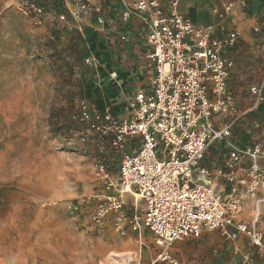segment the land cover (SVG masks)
Instances as JSON below:
<instances>
[{
  "label": "built area",
  "instance_id": "1",
  "mask_svg": "<svg viewBox=\"0 0 264 264\" xmlns=\"http://www.w3.org/2000/svg\"><path fill=\"white\" fill-rule=\"evenodd\" d=\"M116 1L123 7V23L134 17L141 25L151 77L128 101V117L116 116L110 109L81 107L82 121L108 143L118 162L116 177L106 163L95 167L102 192L93 196L91 225L102 227L111 221L120 236L149 232L160 247L155 263L183 264L171 253L174 244L199 239L206 232L219 233L235 252L243 237L264 253V233L256 226L264 204V149L255 143L238 147L232 141L244 117L231 92L239 41L234 27L237 10L247 8L250 1L214 8L215 20L207 25L194 24L180 12L181 0ZM64 2L77 7L73 21L101 12L92 8L91 0ZM22 3L34 26L45 25L39 1ZM58 20L68 19L62 14ZM254 31L259 33V27ZM97 62L96 56L87 59ZM250 95L254 106L264 105V83L252 86ZM221 143L222 166L211 170L208 152ZM217 180L225 183L227 197L217 190ZM125 195L134 197L129 212ZM246 198L254 201L257 211L252 224L237 219L236 205ZM69 210L76 216L82 213L76 205Z\"/></svg>",
  "mask_w": 264,
  "mask_h": 264
},
{
  "label": "rangeland",
  "instance_id": "2",
  "mask_svg": "<svg viewBox=\"0 0 264 264\" xmlns=\"http://www.w3.org/2000/svg\"><path fill=\"white\" fill-rule=\"evenodd\" d=\"M25 1L0 0V264H162L155 263L160 247L149 232L120 236L111 221L91 225L93 196L102 192L95 167L106 163L116 177L118 165L108 143L81 118L82 105L98 110L100 63L97 57L87 63L96 55L81 32L83 20L37 27L23 13ZM232 1L239 0L226 4ZM238 10L263 19L264 0ZM248 134L247 145L264 149L261 128L254 124ZM221 166L220 159L213 170ZM215 183L227 197L225 183ZM124 200L129 212L134 197ZM75 205L79 216L69 210ZM236 206L238 221L252 224L254 201ZM256 226L264 233V204ZM231 246L206 232L178 241L171 253L183 264H264V253L246 238L238 240L237 252Z\"/></svg>",
  "mask_w": 264,
  "mask_h": 264
},
{
  "label": "crops",
  "instance_id": "3",
  "mask_svg": "<svg viewBox=\"0 0 264 264\" xmlns=\"http://www.w3.org/2000/svg\"><path fill=\"white\" fill-rule=\"evenodd\" d=\"M37 1L45 9L47 25L53 21L75 25L71 17L77 11L75 5L67 4L64 0ZM227 1L181 0L179 10L188 15L194 24L207 25L215 20L213 9L223 7ZM90 3L93 9L101 10L100 13L92 11L90 15L82 17L81 27L87 44H94L90 50L100 63L96 71L99 98L94 106L99 111L110 109L114 115L125 118L129 116L128 101L146 86L151 77L141 25L134 17L127 24L123 23V7L116 0H91ZM62 14L66 15L67 22L58 20ZM99 18L103 19L102 23ZM236 18L234 29L239 34V41L233 56L235 68L231 92L244 117L234 129L232 141L238 147H244L248 144V133L254 124L261 128L264 142V105L251 107L253 101L250 95L252 86L264 83V18H256L255 15L248 18L241 10L236 12ZM255 27H259V33L253 31ZM122 36L127 39L122 41ZM112 73L117 74L115 79L111 77ZM240 127L243 129L239 132ZM214 146L207 155V165L212 170L218 166L222 154L215 151Z\"/></svg>",
  "mask_w": 264,
  "mask_h": 264
}]
</instances>
